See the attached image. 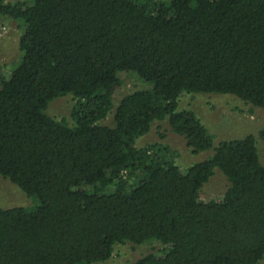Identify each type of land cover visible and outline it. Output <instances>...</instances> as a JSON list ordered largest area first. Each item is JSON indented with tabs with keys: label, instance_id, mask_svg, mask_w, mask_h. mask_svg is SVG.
<instances>
[{
	"label": "trees",
	"instance_id": "obj_1",
	"mask_svg": "<svg viewBox=\"0 0 264 264\" xmlns=\"http://www.w3.org/2000/svg\"><path fill=\"white\" fill-rule=\"evenodd\" d=\"M3 17L23 29L18 65L0 68V176L39 204L0 207V264H91L127 242L162 245L127 264L264 258L255 136L213 147L197 114L178 110L183 93L264 108V0H0ZM124 71L149 86L124 95L114 124L103 125ZM70 93L73 126L47 113ZM155 120H167L191 153H214L183 172L166 145L137 147ZM215 168L229 185L203 201Z\"/></svg>",
	"mask_w": 264,
	"mask_h": 264
},
{
	"label": "rangeland",
	"instance_id": "obj_2",
	"mask_svg": "<svg viewBox=\"0 0 264 264\" xmlns=\"http://www.w3.org/2000/svg\"><path fill=\"white\" fill-rule=\"evenodd\" d=\"M11 3L23 1L31 4L33 0H6ZM167 1V0H164ZM21 21L10 17L0 19V68L7 73L16 67L20 61L19 38L22 33ZM4 76V75H3ZM122 81L121 88L115 93L114 106L108 117L101 124L112 126L114 124V111L120 99L129 92L149 86L138 77L135 72H120ZM73 95L67 94L50 101L47 113L57 119H65L69 126L75 121L72 117V107L75 105ZM192 109L201 119L203 124L213 136V147L221 140L242 138L252 134L257 140V148L260 161L264 164V142L259 137V131L264 128V108L246 103L238 97L230 94L216 93H183L179 98L178 110ZM161 134L164 137H161ZM161 143L166 145L175 156L177 164L185 169L189 166L204 161L212 156L213 148L201 151L197 154L191 153L186 145L184 137L172 131L167 120H155L151 129L137 137L135 145L146 147L149 144ZM181 167V168H182ZM229 185L227 177L218 168L214 174L205 182L200 189V198L203 201L219 199ZM113 186H108L106 192H111ZM39 204L35 197L28 196L16 184L8 178L0 176V207H24L32 209ZM162 247L160 242H151L142 245H134L130 242L116 244L113 256L106 260L91 264H127L137 260L143 255L151 252L158 253ZM256 264H264V258Z\"/></svg>",
	"mask_w": 264,
	"mask_h": 264
}]
</instances>
